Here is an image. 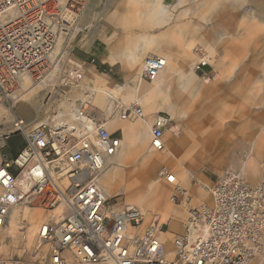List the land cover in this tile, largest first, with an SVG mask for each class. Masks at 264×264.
I'll return each instance as SVG.
<instances>
[{
	"label": "built area",
	"instance_id": "1",
	"mask_svg": "<svg viewBox=\"0 0 264 264\" xmlns=\"http://www.w3.org/2000/svg\"><path fill=\"white\" fill-rule=\"evenodd\" d=\"M84 10L82 0H0V105L22 88V78H44L61 34L75 29ZM165 67L163 58L147 55L141 77L152 82ZM80 75L74 71L77 77H69L77 82ZM117 111L123 121L145 118L139 105H122ZM78 116L89 121L90 130L43 124L26 132L19 119L18 130L4 136L20 133L24 145L13 160L4 156L0 163V234L15 207L60 213L39 227L34 250L0 255V264H251L261 252L263 181L251 184L242 172L227 169L205 185L209 202L189 208L180 232H174L159 217L146 221L138 207L119 203L117 195L106 192L101 176L107 159L121 149L122 138L89 107L81 106ZM169 124L166 113L155 116L154 152L165 150ZM158 176L177 184L166 165ZM191 200L184 190L172 197L180 204ZM165 235L173 238L163 240Z\"/></svg>",
	"mask_w": 264,
	"mask_h": 264
},
{
	"label": "rangeland",
	"instance_id": "2",
	"mask_svg": "<svg viewBox=\"0 0 264 264\" xmlns=\"http://www.w3.org/2000/svg\"><path fill=\"white\" fill-rule=\"evenodd\" d=\"M61 1L66 2L67 0ZM82 1H84L85 7L83 14L78 20L75 29L68 32V34H61L58 42L60 43V49L57 51L56 47L55 51L57 52L55 53L54 51L52 62L49 64V68L44 76L45 78L50 74L47 81L51 80L52 77H58V79L48 89L50 92L46 90L43 98L41 95L37 97L40 105L37 112L39 119L46 116L52 119L62 100H66V98H69L73 93L79 91V89L84 90L81 93L86 92V95H83L81 100L90 102L89 97L92 96L91 89L95 87L111 90L116 88L117 85L124 86L127 84L129 85L128 90H123L117 94L114 100L115 103H113V100H111L112 103H107L108 107L110 105L112 107V115L110 116H114L117 113V105L129 106L131 104V101H127L124 96L129 93V90L131 91V88L136 86L138 82L137 76L142 70L145 58L139 68L133 71L132 68L131 72H129L121 63L114 68H111L109 65H102V68H99V58L90 57V55L83 54L82 51H88L96 37L99 36V25L103 31V49L107 48L108 42L112 43V40H108L107 42V37L112 33V29L114 33L117 32L116 34L122 37L127 36L132 38L135 35L143 33L139 27L124 29V26L120 24L118 19L122 15L134 13L135 10H145L150 0ZM164 2L169 7V12L173 15V21L163 26L152 27L150 32L157 36L162 35L169 29L184 27L189 28L191 30L190 34H192L193 31L196 32L197 30V23L202 24L204 27L196 34V36L200 37L202 41L201 45L203 46L211 43L217 35L224 33L225 30L232 34V37L228 41L217 42L214 45L213 54L221 64L215 65L209 63L210 66L205 65L204 62L199 65L201 67L204 65L205 67L201 70H196L199 76L197 81L207 85L212 92L211 96L203 100L204 104L212 100L214 108L212 113L213 120L210 122V126L208 125V129H215L219 133V136L213 140L212 151L193 150L188 147L179 157L171 155L168 151L173 141L170 125L164 134L167 148L163 152H154L156 155L166 157L165 162H160L156 165L154 170L155 176L157 177L159 169L166 165L176 175V178L178 177L176 185H170L164 180H161L159 183L168 188L173 186L170 188L168 203L174 210L179 212L180 217H170L167 223L170 224L172 231L180 232L189 208L209 202V195L204 186L215 182L218 176L227 169H235L242 172L245 179L251 184H258L264 181V148L261 149L260 153L262 155H259L258 158L259 175L252 179L248 174L247 168H245V163L253 157L254 146L258 143H263L264 147V0H183L181 5H179L178 0H164ZM199 7L202 8L199 9ZM73 15L75 14L73 13ZM107 23L111 24L112 29L105 26ZM120 39L118 40V47L121 43ZM79 54L82 55L81 58H78ZM88 67H91L89 71H87ZM74 71H80L83 76L80 82H76L78 85L73 86L70 91H67L64 87L59 88L60 81L63 78L66 82L72 81L69 74ZM99 72L108 75V77L104 76V86L94 83V79L99 77ZM117 72L125 77L113 80L111 77ZM44 78L40 80L33 78L32 82L38 84ZM152 83L145 81V84L151 85ZM35 88L36 85L26 92L22 88V90L18 89L9 102L0 105V108L6 109L13 117V123L19 119H23L29 129L34 128L39 122L34 125L29 124L26 111H23L25 102L22 99ZM173 92H175L174 89H171L170 97L167 99L168 104L172 103L175 99V93ZM52 94L54 96L59 95L56 97V101L53 100ZM90 103V110L95 111L96 108L103 110V108L95 105L94 102ZM140 106L142 107V105ZM159 112L169 115V109H160L150 113L145 111V115H148L146 118L151 122V126L154 117ZM30 113L32 115V111ZM107 121L109 120L107 119ZM125 122L133 124L140 121ZM2 124L4 128L0 126V141L2 140L1 136L10 131L7 125L4 123L0 125ZM110 131L115 132L114 129ZM150 131L151 129L148 130L147 134L149 137L148 147H150L151 141ZM181 132L178 136L180 138L184 136L183 132ZM141 137L142 135L136 133L135 138L129 141V148H131L132 156L134 157L140 154L138 145ZM23 145V135L20 133L15 134L12 136L9 146L5 148L4 152L11 159V153L17 154ZM2 150L0 149V154ZM127 167L131 171H137L140 165L139 163L129 162ZM185 171L186 173H184ZM177 186L181 187L186 191L187 196L191 197L190 204H180L179 201L172 202V197L177 194ZM111 194L117 195L119 203L132 204L140 208L139 205L131 201L123 192H111ZM24 207L26 206L21 208ZM28 208L42 211L45 220H48L51 216V213L46 212L42 208ZM154 214L159 215V212H153ZM43 222L45 221L39 220L35 224V230L33 229L35 232L33 231V239L29 245L27 244L29 235H32L28 229L29 222L26 221L24 225H20L17 228L12 223L11 227L0 236V254L12 257L22 256L27 253L33 248L36 231ZM172 238L170 235L163 236V240H171ZM4 245L6 246L4 247ZM251 264H264V241L261 252Z\"/></svg>",
	"mask_w": 264,
	"mask_h": 264
},
{
	"label": "bare ground",
	"instance_id": "3",
	"mask_svg": "<svg viewBox=\"0 0 264 264\" xmlns=\"http://www.w3.org/2000/svg\"><path fill=\"white\" fill-rule=\"evenodd\" d=\"M178 1L179 5L183 2V0ZM201 8L202 7H199V9ZM118 20L120 24L124 26V29L139 27L143 33L135 35L132 38L123 36L120 39V46L109 56L108 60L111 63L122 61L131 69L137 66L139 68L143 59L147 55L159 56L166 62L165 69L154 81H152L153 83L151 85L145 84V80L141 77V70L137 76L138 82L136 86L131 88V91L129 90V93L124 96L125 99L127 101H131L130 105H142L143 110L145 109V111L149 113L156 112L160 109H169V115H167L170 116L169 121L171 124H169V126L171 125L170 132L173 136L172 144L168 148L171 155L179 157L180 154L187 150L188 147L193 150L201 149L211 152L212 145H214L213 140L219 136V133L215 129H208V125L210 126V122L213 120L212 113L214 108L212 100H210L207 104H204L203 100L211 96L212 92L207 85L197 81L199 76L196 69L199 68L200 63L204 62L215 65L221 64L213 54L214 45L217 42L228 41L232 37V34L225 30L224 33L217 36L215 35L216 37L213 41L211 40V43L203 46L201 45L202 41L200 40V37L196 36V34L204 27L202 24L197 23V30L196 32L193 31L192 34H190L191 30H189V28L184 27L169 29L162 35L157 36L156 34L150 32L152 27L163 26L173 21V15L169 12V7L165 4L164 0H150L145 10H135L134 13H128L120 16ZM59 44L60 43H57L56 46L57 51L60 49ZM57 51H55V53ZM72 77H77L74 76V72L72 73ZM82 78L83 76L81 74L80 80H82ZM32 81L33 79L30 76L22 78L21 87L24 92L29 91L32 86H35ZM94 83L99 85V77L94 79ZM75 85H78L76 84V81L66 82L63 78V80L60 81L59 88L64 87L67 91H70ZM126 88L127 86H117L115 89L111 90L104 88L99 89L96 87L91 89L92 96L89 97L90 102H94L98 107L99 104L103 105L102 111L95 109L93 112L99 115V119L101 121L105 122L106 128L109 131L117 129L120 124L124 126L132 125L127 122L119 123V120H123L119 118L118 111L114 114V116H110L112 115V107L111 105L110 107L107 106V103H112L111 100L116 98V95L121 93L123 90L125 91ZM171 89H174L176 92L175 99L172 103L168 104L167 99L170 97L169 94ZM30 92L23 97V101H28L31 98ZM69 101L71 100L69 99ZM82 101L83 103L80 102L79 105H76L75 101L66 103L68 102V99L65 100L60 105V108L63 106L65 111H59V114L56 117L58 121L66 122L70 129H77L76 132H78V129L81 127L83 130L86 128L89 130L91 129L89 121L86 118L81 119L78 116L81 106L91 107L90 102L85 100ZM120 106L122 105H117L116 110H118ZM23 111H26L27 120H30L31 106L24 107ZM147 116L148 115H145V118L143 119H136L140 122L133 123V125H135L136 133L142 135L138 145L140 154H137L134 157L132 156L131 148L122 147L116 155L107 159L101 180L108 194L111 192L125 193L131 201L140 206L141 209L139 207L138 209L142 212L146 221H150L154 217H159L161 220L160 223L162 224L167 223V220L170 217L179 218L180 214L168 203V195L171 190L170 188L173 186H170V188L166 187L165 185L159 183L161 181L159 176H155L154 170L156 165L160 162H165L166 157L163 155H156L154 151L147 146L149 141V137L147 135L148 130L152 128L151 122H149L146 118ZM107 119L109 121H107ZM13 121L14 119L9 112L4 108H0V124L4 123L10 129L6 135L15 133L18 130V127L15 122L13 123ZM44 123L42 122V124H38L36 126L43 125ZM77 123L80 125H77ZM23 124V128L26 132L33 129H29L26 126L25 121ZM29 124H31L30 121ZM181 131L184 136H181L180 138L178 136ZM2 144L3 142L1 140L0 145ZM262 148H264L263 143L255 145L253 149V157L248 159L245 163V168H247L248 174L252 179L259 175L258 158L259 155H262L260 153ZM254 154H257V156ZM129 162L139 163L140 167L137 171H131L127 167ZM184 173H186V171ZM176 180H178V177ZM182 190L183 189L181 187L177 186L176 191L181 192ZM21 207L23 206H18L12 209L9 214L7 227L3 233L0 234V236H2L9 229V227H11L12 223L15 224V227L17 228L20 225H24V222L28 221V229L32 233V235H29L28 245L32 242L33 234L35 232V224H37V221L44 220L45 222L43 223H47L52 218L57 219V216L60 213V211L57 210L54 212V215L51 213L49 219L45 220L42 211L32 210L28 208L30 206H26L24 208ZM156 211L159 212V215H153V212ZM38 229L35 234V243L31 250L36 248V235ZM5 246L6 245H4V247ZM252 262L253 260L251 263Z\"/></svg>",
	"mask_w": 264,
	"mask_h": 264
},
{
	"label": "crops",
	"instance_id": "4",
	"mask_svg": "<svg viewBox=\"0 0 264 264\" xmlns=\"http://www.w3.org/2000/svg\"><path fill=\"white\" fill-rule=\"evenodd\" d=\"M105 26H108V27H110V29H112V27H111V24L110 23H107V24H105ZM97 30V29H96ZM119 32V31H118ZM117 33V32H116ZM116 33H114V30L112 29V33L110 34V36H108L107 37V40H112V43H109L108 42V44H107V42H106V44H107V48L106 49H103V44H104V41L102 40V36H103V31H102V27L99 25V36H97L96 37V39L94 40V42H93V45L89 48V50L88 51H82L83 52V54H86V55H90V57H94V58H99V68H102V65H109L111 68H114L115 66H118L120 63L125 67V68H127V70H129V72H131V68H129L127 65H126V63H123L122 61H116V62H114V63H111L108 59H109V56H110V54L111 53H113L114 51H116V49H117V47H118V45H119V39L122 37L121 35H118V34H116ZM99 41V42H98ZM81 54H79L78 55V58H81ZM205 65H210L209 63H204ZM211 66V65H210ZM199 67H200V65H199ZM90 68L91 67H88L87 68V71H89L90 70ZM94 68V67H93ZM138 68V66L137 67H135V68H133L132 69V71L133 70H135V69H137ZM95 69V68H94ZM197 70V69H196ZM104 76H106V77H108V75L107 74H105V73H102V72H99V86H104V81H105V79H104ZM50 77V74H49V76L48 77H46V78H44L43 80H41V82L40 83H38V84H36V83H34V85H36V88L35 89H33L30 93H31V98L28 100V101H23V102H25V105L23 106V110H24V107H26V106H31V111H32V115H30V120H28V122L30 121L31 122V124H35V123H37V122H39V124H42V122L44 123V124H47L49 127H59V126H63V127H66V129L68 128V130H70V128H69V125L66 123V122H61V121H58L57 120V115L59 114V111L61 112H63V111H65V109H64V107L62 106L61 108H60V105L65 101V100H62V102L58 105V108H57V112L55 113V115L53 116V118L51 119V117H49V116H46V117H44V118H42V119H39L38 117H37V112H38V110H39V108H40V105H39V103H38V100H37V97H38V95H41V97L43 98L44 96H45V91L46 90H48V89H50L51 88V86H52V83L54 82V81H56L57 79H58V77H52V79L51 80H49V81H47V79ZM121 77H125V76H121V74L119 73V72H117V73H115V74H113L112 75V79L114 80V79H118V78H121ZM117 86H119V85H117ZM116 86V87H117ZM124 86H127V90H128V86L129 85H124ZM99 89H103V88H99ZM115 89V88H114ZM125 89V90H126ZM84 90H82V89H79V91H76L75 93H73L69 98H66V100L68 99V102H66V103H69V102H72V101H75L76 102V105H79V103L80 102H82L83 103V101L81 100V97L83 96V95H86V92H84V93H81V92H83ZM48 92H50L49 90H48ZM72 92V91H71ZM173 93H176V92H173ZM53 96V100L54 101H56V97L57 96H59V95H56V96H54V94H52ZM69 99L71 100V101H69ZM113 100V103H115L114 102V100H115V98L114 99H112ZM99 107H101V108H103V105H100L99 104ZM97 109V108H96ZM99 110H101V109H99ZM102 111V110H101ZM119 119V118H118ZM64 123V124H63ZM119 123H125V121H120L119 120ZM60 124V125H59ZM63 124V125H62ZM57 125V126H56ZM65 125V126H64ZM68 125V126H67ZM77 125H80V124H78L77 123ZM2 128H4V125L2 124V125H0ZM121 128V129H120ZM114 131H117V136H119V137H121L122 138V142H121V148L122 147H125V148H128L129 147V141L130 140H133L134 138H135V135H136V131H135V125H127V126H124V125H122V124H120L118 127H117V129H114ZM150 133V132H149ZM6 134H3V136H1V139H2V141H3V144L2 145H0V149H3L2 150V152H1V154H0V158H1V160H0V163H1V161H2V158L4 157V156H7L8 158H9V156H8V154L7 153H5L4 152V150H5V148H8V146H9V141L12 139V136L10 137V138H8V139H4V136H5ZM21 151V150H20ZM19 151V152H20ZM18 152V153H19ZM18 153L17 154H13V153H11V159L10 160H13L17 155H18Z\"/></svg>",
	"mask_w": 264,
	"mask_h": 264
},
{
	"label": "snow or ice",
	"instance_id": "5",
	"mask_svg": "<svg viewBox=\"0 0 264 264\" xmlns=\"http://www.w3.org/2000/svg\"><path fill=\"white\" fill-rule=\"evenodd\" d=\"M157 145H159V141H157Z\"/></svg>",
	"mask_w": 264,
	"mask_h": 264
}]
</instances>
